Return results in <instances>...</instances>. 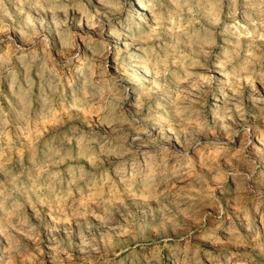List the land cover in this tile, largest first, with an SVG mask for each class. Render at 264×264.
<instances>
[{"label":"clouds","instance_id":"clouds-1","mask_svg":"<svg viewBox=\"0 0 264 264\" xmlns=\"http://www.w3.org/2000/svg\"><path fill=\"white\" fill-rule=\"evenodd\" d=\"M0 264H264V0H0Z\"/></svg>","mask_w":264,"mask_h":264}]
</instances>
